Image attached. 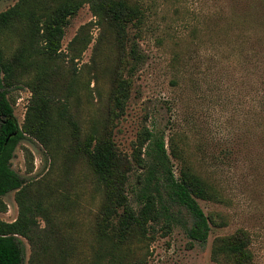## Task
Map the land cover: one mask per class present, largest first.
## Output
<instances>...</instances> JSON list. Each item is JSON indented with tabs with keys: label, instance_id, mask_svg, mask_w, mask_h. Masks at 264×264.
Listing matches in <instances>:
<instances>
[{
	"label": "rangeland",
	"instance_id": "1",
	"mask_svg": "<svg viewBox=\"0 0 264 264\" xmlns=\"http://www.w3.org/2000/svg\"><path fill=\"white\" fill-rule=\"evenodd\" d=\"M16 1L0 0V11ZM29 1L48 12L67 0ZM73 1L81 4L65 27L62 55L42 65L58 71L57 96L78 122L81 137L111 129L117 152L133 163L127 187L135 205L137 176L147 172L134 164L132 152L145 129L152 131L163 139L175 176L189 167L204 182L206 194L195 198L210 229L204 242L192 240L191 213L166 203L148 234L121 244L102 240L96 220L104 191L85 158L74 153L71 127L59 117L56 102L47 145L26 136L11 159L45 209L38 223L51 241L41 263L240 264L225 250L227 240L240 235L249 253L241 264H264V0H127L140 14L124 38L105 13L94 12V0ZM25 30L22 23L0 30L6 59ZM131 48L135 58L127 55ZM36 72L22 70L8 89L19 125ZM117 77L128 78L130 88L123 114L110 119ZM149 142L142 156L151 163ZM14 194L2 197L0 219L16 218ZM22 240V264H29L31 246Z\"/></svg>",
	"mask_w": 264,
	"mask_h": 264
},
{
	"label": "trees",
	"instance_id": "2",
	"mask_svg": "<svg viewBox=\"0 0 264 264\" xmlns=\"http://www.w3.org/2000/svg\"><path fill=\"white\" fill-rule=\"evenodd\" d=\"M94 1L96 3L91 4L94 12L105 13L119 28L122 38L127 34V26L138 20L139 8L127 0ZM80 4L73 0L62 1L45 12L37 2L17 0L12 6L0 11V30L11 29L19 23L26 25L21 45L10 58L4 57L0 45V205L4 209L2 197L14 190L18 209L13 221L0 219V264L23 263L25 249L22 238L31 246L29 264H42L40 257L50 246V232L42 233L38 223L39 217H45V209L40 201L33 199L24 178L13 170L11 159L17 144L26 136L47 145L50 109L56 102H61L59 117L71 127L74 153L85 158L103 188L104 200L96 220V231L102 240L121 244L136 235L148 234L152 223L161 218L166 203L182 205L191 213L193 222L187 234L192 240L204 242L208 236L209 218L195 198L206 194V186L189 167L180 169L178 175H174L168 165L163 139L155 138L152 131L145 129L133 148L134 164L147 172L143 178L137 176L134 205L129 200L127 187L133 163L117 152L111 129L103 132L93 129L81 137L78 122L72 117L66 103L57 96L55 78L58 71L42 63L55 61L62 55L61 41L65 27ZM127 55H133L132 48L128 49ZM38 58L41 60L36 65ZM33 67L37 70L36 78L29 85L31 96L24 120L19 125L8 89L22 70ZM129 88L128 78L117 77L114 80L109 95L110 119H117L123 114ZM149 139L148 145H154L152 152H148L153 158L151 163L142 156V147ZM25 159L30 161L27 154ZM162 227L167 232L170 229L169 222L165 221ZM245 244L240 235H233L227 240L225 250L241 264L249 258Z\"/></svg>",
	"mask_w": 264,
	"mask_h": 264
}]
</instances>
